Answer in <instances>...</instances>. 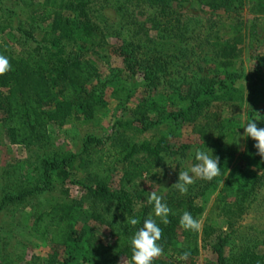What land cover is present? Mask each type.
<instances>
[{
    "label": "trees",
    "instance_id": "16d2710c",
    "mask_svg": "<svg viewBox=\"0 0 264 264\" xmlns=\"http://www.w3.org/2000/svg\"><path fill=\"white\" fill-rule=\"evenodd\" d=\"M91 1L45 0L36 5L27 18L31 32L22 25L19 31L32 37V32L39 30L41 39L23 55L10 42L0 40V55L6 56L11 65L9 71L0 74V121L8 144L49 150L53 147L51 127L64 128L73 122L82 129L109 106L103 92L90 89L100 75L91 54L103 47L107 38L91 17ZM148 1L164 6L177 0ZM198 1L213 12L235 11L249 4L253 14L264 16V0ZM254 34L255 29L251 28V43ZM246 37L238 34L216 40L212 52L219 59L222 76L201 77L176 92L166 89L171 86V80L165 76L171 59L164 60L161 73L149 62L141 72L145 63L134 62L132 55L124 53L133 87L144 83L145 91L153 94L135 107V119L124 121L126 108L122 107L118 130L110 140L88 135L80 153H71L60 160H45L43 168L47 178L54 173L63 180L73 173L84 176L83 187L94 207L93 219L109 226V235L80 226L75 201L55 203L50 210L29 214L24 219V231L38 239L48 238L50 248L46 257H35L27 264H119L124 257L131 259L130 239L149 215L162 228L158 243L166 252L162 258H154L153 264H198L201 243L209 242L214 236L211 247L217 255L216 264H230L227 246L264 189V157L258 154L256 141L251 137L245 138L244 148L240 149L237 135L241 121L227 113L236 102L247 104L245 125L249 119H255L258 128H264V62L259 61L246 78L245 89L238 86L239 74L231 72L244 54ZM118 84L113 97L118 100L125 97L127 104L132 98V88L130 84ZM159 86L165 90L157 93ZM186 124L197 136L200 149L209 150L219 158L221 173L211 181L204 180L195 194L165 199L171 209L169 223L165 225L154 216L151 206L137 210L135 192L140 180L151 175L164 156L186 155L191 146L174 144L172 132L173 128ZM162 126L167 129H161ZM153 128L156 130L149 137H141ZM117 167L124 173L113 189L112 173ZM18 172L15 170L14 180L19 195L8 196L6 200L22 206L34 190L19 181ZM100 203L120 212L114 216L115 220L136 217L139 223L135 226L123 223L118 227L108 220V212L96 214ZM210 203V212L202 226L201 218ZM185 211L200 222L198 231L180 225ZM212 216L224 219L228 231L212 225ZM185 253L186 259H181ZM0 260V264H12L2 255L1 243ZM237 263L264 264V254L247 249Z\"/></svg>",
    "mask_w": 264,
    "mask_h": 264
},
{
    "label": "rangeland",
    "instance_id": "374dc122",
    "mask_svg": "<svg viewBox=\"0 0 264 264\" xmlns=\"http://www.w3.org/2000/svg\"><path fill=\"white\" fill-rule=\"evenodd\" d=\"M44 2L45 0H0V40L10 42L21 55L34 47L41 39L40 31L35 30L31 37L21 33L19 28L22 25L25 31L31 32L27 18L36 5ZM89 12L94 23L107 36L105 45L91 54L100 75L91 83L90 89L103 92L104 97L109 100V106L82 129H78L73 122L64 128L51 127L53 147L49 150L8 144L0 121V243L2 255L12 264H27L35 257L47 256L50 250L49 239H38L24 231V219L29 214L48 211L58 202L75 201L79 225L98 229L104 236L109 235V226H103L93 219L94 207L83 187L84 176L73 173L63 180L54 173L47 178L43 168L45 160H60L71 153H80L88 135L104 141L110 140L118 130L122 107L126 108L124 121L135 119V107L145 97L153 94L152 91H145L147 88L144 83L138 88L133 87L130 73L125 68L124 53L132 55L134 62L145 63L142 64L141 72L146 70L149 63L160 72L164 68V60L171 59L165 75L167 80H171V86L166 88L170 92L198 82L201 77L222 76L218 67L219 59L212 52V44L216 40L223 41L238 34L247 36L244 54L231 70L239 74L237 82L240 88L248 87L246 78L259 61L264 62V16L253 14L249 4L235 11L213 12L200 5L198 0H177L164 6L152 5L148 0H92ZM251 28L255 29L252 43L249 37ZM120 82L130 84L132 88V98L127 104H124L125 97L119 100L113 97ZM164 90L159 86L156 92ZM248 109L247 104L236 102L233 109L227 112L229 116L241 121L237 135L241 150L244 148L245 137H239V133L244 132ZM162 128L167 129L165 126ZM155 130L153 128L141 137H149ZM172 132L174 144H189L191 148L185 156H164L153 173L140 180L139 189L135 192L137 210H141L142 206H151L146 200L150 195L149 191L155 190L163 195L164 200L181 194L172 185L177 182L179 171L196 163L195 149L200 147L191 126L186 124L175 127ZM205 151L212 155L211 151ZM15 170L19 171V181L34 190V194L27 197V202L22 206L6 200L8 196L19 195L18 184L14 180ZM123 173L121 167H117L112 173L113 189L119 185ZM203 181L195 178L184 194H195ZM210 207L211 203L201 218L202 226ZM108 208H111L110 212ZM95 211L96 214L103 215L108 212V220H113L118 227L127 223V217L114 219L120 212L113 206L100 203ZM211 224L221 231H228L224 219L212 216ZM215 237L207 243H201L198 264H216L217 255L211 247ZM247 249L264 254V189L260 198L248 209L237 233L227 246L230 264H238V259ZM165 254L166 252H162L156 258H162ZM119 264H132V261L124 257Z\"/></svg>",
    "mask_w": 264,
    "mask_h": 264
},
{
    "label": "clouds",
    "instance_id": "9594fccd",
    "mask_svg": "<svg viewBox=\"0 0 264 264\" xmlns=\"http://www.w3.org/2000/svg\"><path fill=\"white\" fill-rule=\"evenodd\" d=\"M10 68L9 59L4 55H0V74L9 71ZM243 128L244 132L242 134L239 133V137L243 135L245 138L251 137L255 140L258 154L264 157V128H258L255 119H249ZM194 158L196 163L184 171H179L178 180L172 185L181 194L188 191V187L194 183L195 178L211 181L221 173L218 157L210 155L205 150L196 148ZM149 192L150 195L147 196L146 200L152 206L154 216L158 217L161 223L167 225L171 209L164 201L163 195L158 194L155 190ZM126 221L133 226L139 223L136 217H127ZM179 223L186 230L198 231L201 227L200 222L187 211L180 217ZM161 236L162 228L157 223V220L152 215H149L130 239L132 264H153L154 258L160 256L163 252L162 246L158 243ZM186 257L187 253L181 259H186Z\"/></svg>",
    "mask_w": 264,
    "mask_h": 264
}]
</instances>
